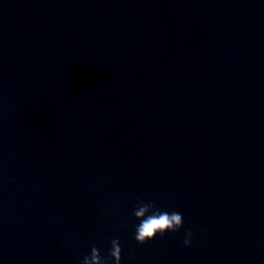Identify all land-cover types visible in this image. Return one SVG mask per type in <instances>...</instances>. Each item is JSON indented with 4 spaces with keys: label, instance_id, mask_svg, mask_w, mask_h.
Here are the masks:
<instances>
[{
    "label": "water",
    "instance_id": "95a60500",
    "mask_svg": "<svg viewBox=\"0 0 264 264\" xmlns=\"http://www.w3.org/2000/svg\"><path fill=\"white\" fill-rule=\"evenodd\" d=\"M150 201L183 227L139 244ZM113 239L264 264V0H0V264H114Z\"/></svg>",
    "mask_w": 264,
    "mask_h": 264
},
{
    "label": "clouds",
    "instance_id": "9594fccd",
    "mask_svg": "<svg viewBox=\"0 0 264 264\" xmlns=\"http://www.w3.org/2000/svg\"><path fill=\"white\" fill-rule=\"evenodd\" d=\"M134 217L139 220L135 229L134 239L139 244L153 240L157 235L163 237L166 233L178 232L183 227V216L173 210L171 212L160 210L155 202H138L133 210ZM192 232H186V238L183 243L185 246L190 245ZM111 250L109 256L113 259L114 264H120L121 246L118 239L111 240ZM82 264H106L101 257L100 251L92 247L91 255L83 258Z\"/></svg>",
    "mask_w": 264,
    "mask_h": 264
}]
</instances>
